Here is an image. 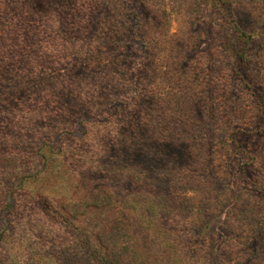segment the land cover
<instances>
[{
  "label": "rangeland",
  "instance_id": "obj_1",
  "mask_svg": "<svg viewBox=\"0 0 264 264\" xmlns=\"http://www.w3.org/2000/svg\"><path fill=\"white\" fill-rule=\"evenodd\" d=\"M120 210L149 264H264V0H0V264H133Z\"/></svg>",
  "mask_w": 264,
  "mask_h": 264
},
{
  "label": "trees",
  "instance_id": "obj_2",
  "mask_svg": "<svg viewBox=\"0 0 264 264\" xmlns=\"http://www.w3.org/2000/svg\"><path fill=\"white\" fill-rule=\"evenodd\" d=\"M96 4L97 3L95 2L89 1V6H87V9H90L91 6L93 8ZM98 5H100L101 8L105 7L106 2L100 1ZM93 15L94 14L92 12H88L87 14V16L92 17L91 23L95 24L96 20H93ZM102 20H104V25H102L101 27L102 29L107 31L109 29V26L107 25L111 24L112 22H110V20H108L106 16H103L101 21ZM140 21L141 20L139 16L136 13H133L130 18V22L127 24L128 28H133L136 30L140 25ZM92 27L94 28L95 26L92 25ZM42 43L44 44L45 41H43ZM37 59H39V57L32 54H27V58L26 60H24L26 61V64H31L37 62ZM6 68H3V72L7 74L8 70ZM21 71L25 72L27 71V69L22 68ZM110 196L111 194L109 192H101V203L97 204V206L103 207V204H106L104 203V201L108 200ZM117 214L119 215L118 218L115 219L112 224H109L104 231L107 236L106 239L110 240L109 242L111 243L113 249L119 251L120 253H122V255L124 254L126 256H130L134 260L133 264H149L146 252L141 250V247L135 243V241L131 238V236L128 235V232L121 225L120 222H123V212L120 210L117 212ZM93 238L89 237L88 235H84L80 242V246H78L82 256V264H122L114 256V254L111 253L110 247L107 244H102V242H100L96 237Z\"/></svg>",
  "mask_w": 264,
  "mask_h": 264
}]
</instances>
